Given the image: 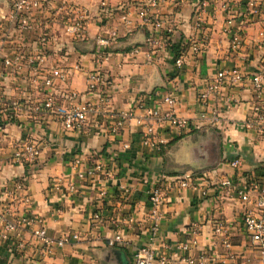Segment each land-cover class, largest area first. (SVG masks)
Returning <instances> with one entry per match:
<instances>
[{"label": "crops", "instance_id": "0c3cea01", "mask_svg": "<svg viewBox=\"0 0 264 264\" xmlns=\"http://www.w3.org/2000/svg\"><path fill=\"white\" fill-rule=\"evenodd\" d=\"M206 1L211 13L209 37L200 53L190 48L199 34L194 25L197 0H39L41 6L32 13L39 31L24 37L10 31L5 55L18 51L27 57L42 54L45 61L39 76L32 74L26 60L16 75L2 71L1 91L7 104L3 110L9 111L13 100L19 101L21 110L17 119L0 124V205H11L19 214L24 210L35 220L13 231L8 240L0 239V264H133L134 252L149 238L146 191L166 176L200 169L205 171L206 195L190 188L178 189L168 193L159 208L158 234L153 243L158 255H169L168 264H188L177 246L188 238L194 224L199 233L190 254L195 258L204 254L207 259L196 264H264V252L251 243L242 226L245 208L254 206L243 205L233 189L264 164V132L243 126L256 105L264 109V74L260 89L252 80L264 73V20L254 21L238 13L234 21L244 44L232 49L223 29L221 5L244 0ZM10 3L0 0L5 12ZM73 6L86 13L80 35L69 30L78 16ZM140 6L147 7L171 29L164 33L168 45L157 49L152 60L130 53L135 46L145 49L149 33L136 14ZM42 27H47L45 43L38 38ZM1 28H6V19L0 17ZM101 38L108 43L98 45ZM98 49L107 53L99 68L106 77L110 111L127 109L138 98L154 99L149 95L159 89L176 96L177 115L196 118L201 112L197 94L219 70L237 67L244 78L227 82L212 95L217 121L203 120L197 128H161L158 137L165 142L155 150L141 143L134 119L127 120L119 132L110 133L107 120L89 114L82 129L66 130L35 108L44 99L43 73L58 66L70 72L67 83L51 88L58 101H63L68 91H76L80 99L95 100L96 94L86 90V78L97 67ZM179 52L184 60L177 69L174 59ZM28 140L38 147L37 158L33 162L16 161L12 157L15 147ZM124 143H128L127 148H123ZM76 157L85 162L103 161L113 168L116 177L105 196L99 194L100 187L94 182L75 177L72 160ZM233 159L240 161L237 168L229 165ZM16 181L24 182L20 194L29 195V204L13 198ZM70 182L73 191L68 190ZM94 213L100 214L99 221L93 219ZM127 218H131L130 223ZM219 221L224 223L228 248L221 243L222 235L214 231ZM39 226L53 238L78 233L79 239L44 252L33 235ZM116 233L125 243L108 245Z\"/></svg>", "mask_w": 264, "mask_h": 264}, {"label": "built area", "instance_id": "2783aa9c", "mask_svg": "<svg viewBox=\"0 0 264 264\" xmlns=\"http://www.w3.org/2000/svg\"><path fill=\"white\" fill-rule=\"evenodd\" d=\"M10 6L7 12L4 11L0 4V17L6 19V28L0 30V124L11 122L18 117L21 106L18 100L10 101L8 104L9 111L3 110L7 106L4 99V94L1 91V76L2 71L12 75H16L22 69L23 62L26 60L31 72L34 76H39L43 72L45 58L42 54H34L25 56L21 52H15L11 56L5 55L8 34L14 30L19 36H23L39 31L38 25L32 18V13L35 9L41 6L39 0H10ZM106 7L104 2L101 3ZM208 3L206 0H197L194 9V25L199 29L198 37L190 44L193 53H200L205 48L208 42V19L211 13L207 10ZM71 8V6H70ZM72 8H75L74 6ZM221 8L225 13L224 31L229 35L230 47L238 49L244 44V39L240 28L235 25V17L238 13H244L246 17L254 21L264 20V0H244L236 3H222ZM78 14L71 23L69 30L75 35H80L85 28V11L81 7L74 9ZM136 14L140 20V24L149 29V33L145 39V49L140 46H135L131 49L132 55L139 53L145 58L152 60L155 52L159 48H164L168 45L167 37L164 33L170 32V28L164 25V21L155 17L147 7L140 6L136 10ZM128 12L122 15V19L127 21ZM44 30L38 35L39 41L47 42L48 35L45 33L47 27H42ZM108 40L101 38L97 40V44L106 45ZM260 44V43H259ZM107 57V53L101 49L95 52L96 66L87 74L86 90L95 93L96 99H80L76 91H68L63 101H58L51 88L56 83H67L70 72L58 66L50 68L46 73H43L42 85L45 90L44 99L36 105V109H42L45 114L53 117L61 123L66 130L82 129L87 121L89 114H94L107 120V128L110 133H117L129 119H134L135 125L140 130V141L144 146L151 149L159 150L161 144L165 141L158 137V132L161 128H197L204 124L217 121V111L211 105L212 95L220 90V88L229 81H239L244 78V74L237 67L231 69L219 70L208 82L206 88L197 94V99L201 107V112L196 118H187L175 113V106L178 101L171 92H161L154 90L150 93L154 99L138 98L127 109L119 111L107 110L109 103V95L107 93V81L105 75L99 68L101 60ZM183 54L177 53L174 59V65L179 69L183 64ZM264 73L260 72L254 75L252 80L256 88H261V79ZM5 111V112H4ZM108 120L110 122H108ZM243 126L246 129H256L264 132V109L261 105L254 107L253 113L243 120ZM128 143L123 144V148H127ZM39 153V149L34 141H24L15 147L12 157L19 162H33ZM240 164L239 159H233L229 162L232 168H237ZM72 165L75 167V177L79 180H90L97 184L99 194L105 196L108 185L115 180V171L113 168L103 161L95 160L93 162H85L81 158L76 157L72 160ZM24 182L16 181L13 184L12 196L19 198L20 201L27 205L30 203V197L27 193L20 194L24 190ZM68 190L73 191L74 184L70 182ZM190 188L206 195L205 171L185 172L180 175H170L157 181L150 189L146 191V199L148 203L147 220L149 221V238L145 245L139 246L133 254V264H168L169 255H158L153 247L154 241L158 234V220L160 218L159 208L164 203L168 193L177 191L178 189ZM234 191L237 198L243 205L251 204L254 208H245L242 215V226L245 233L248 235L251 243L264 252V166L260 173H251L246 177L241 184L234 186ZM93 219L99 221L101 216L99 213L93 214ZM129 223L131 218H127ZM34 217L26 211L17 213L11 205H0V239L8 240L10 234L16 231L23 225H31ZM224 223L218 222L214 231L222 235L221 243L225 247L230 246L229 239L224 233ZM199 229L197 225L192 224L191 232L188 238L178 243V248L182 251V259L188 264H196L206 261L204 254L198 258L193 257L190 252L192 247L197 242ZM34 237L40 241L44 252H50L54 248H60L70 240H78L79 234L72 233L59 238H53L47 234L45 227L39 226L33 230ZM125 240L120 233H116L108 239L107 244L123 245ZM22 247L21 244H19ZM167 248L170 246L166 245ZM212 259V258H211Z\"/></svg>", "mask_w": 264, "mask_h": 264}, {"label": "trees", "instance_id": "16d2710c", "mask_svg": "<svg viewBox=\"0 0 264 264\" xmlns=\"http://www.w3.org/2000/svg\"><path fill=\"white\" fill-rule=\"evenodd\" d=\"M264 166V164L263 165H261V166H259V167H257V169H255L254 171H253V173L255 172V173H260V171H261V169H262V167Z\"/></svg>", "mask_w": 264, "mask_h": 264}, {"label": "water", "instance_id": "95a60500", "mask_svg": "<svg viewBox=\"0 0 264 264\" xmlns=\"http://www.w3.org/2000/svg\"><path fill=\"white\" fill-rule=\"evenodd\" d=\"M199 171H203L202 169L198 170V171H192V172H199Z\"/></svg>", "mask_w": 264, "mask_h": 264}]
</instances>
